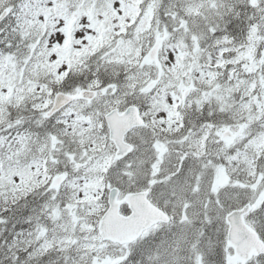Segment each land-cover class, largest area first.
<instances>
[{
	"label": "snow or ice",
	"instance_id": "obj_1",
	"mask_svg": "<svg viewBox=\"0 0 264 264\" xmlns=\"http://www.w3.org/2000/svg\"><path fill=\"white\" fill-rule=\"evenodd\" d=\"M0 264H264V0H0Z\"/></svg>",
	"mask_w": 264,
	"mask_h": 264
}]
</instances>
